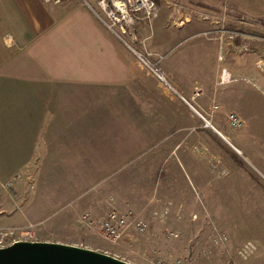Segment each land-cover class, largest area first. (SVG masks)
<instances>
[{
    "label": "rangeland",
    "instance_id": "rangeland-1",
    "mask_svg": "<svg viewBox=\"0 0 264 264\" xmlns=\"http://www.w3.org/2000/svg\"><path fill=\"white\" fill-rule=\"evenodd\" d=\"M153 1L158 8L181 11V15L175 13L176 20L172 19L174 28L188 20L191 36L187 40L195 77L212 79L216 54L212 46H205L207 42L224 44L228 56H253L264 74V0ZM134 47L141 49L138 44ZM148 52L150 62L162 74L158 65L161 57ZM222 58V67L217 66L216 87H220L217 97L225 98L223 104L206 96L198 78L187 79L191 85L187 95L164 77L242 155L205 128L187 105L191 130L169 127L164 128V133H157L153 126L157 118L137 116V105L142 108L155 101L143 102L142 97L138 101L135 90L109 93L110 101L101 100L104 92L96 96L99 101H65L66 112L79 105L80 109L110 110L117 117L106 118L112 123L110 130L103 135L97 132L95 136L102 139L95 141L94 149H74L71 146L78 143H70L68 137L62 157L14 164L21 159L16 152L23 150L17 146L23 139L8 142L10 148H0L9 156L4 155L3 160L12 162L0 165V232L18 234L31 230L35 242L93 249L133 264H264V168L249 159L246 131L242 127L231 129L226 122L227 115L233 113L231 107L237 105L244 113V122L253 130L264 132V95L251 86L254 80L248 82L247 76H237L238 72L230 70L227 57ZM223 70L228 75L224 83ZM249 83L251 91L243 88ZM63 94L72 93L64 90ZM124 112L126 118H120L118 114ZM106 119L100 120L103 123ZM173 136L185 142L186 150L184 157L179 158L180 170L172 177L164 171L172 163L167 166V160L175 158L173 152H152L160 140ZM255 143L264 154V140L256 138ZM113 209L146 222L147 230L142 234L129 230L116 243L104 240L98 226ZM170 232L177 237H169ZM215 234H225L227 243L215 246L211 241ZM248 245L251 250L246 251Z\"/></svg>",
    "mask_w": 264,
    "mask_h": 264
},
{
    "label": "crops",
    "instance_id": "crops-1",
    "mask_svg": "<svg viewBox=\"0 0 264 264\" xmlns=\"http://www.w3.org/2000/svg\"><path fill=\"white\" fill-rule=\"evenodd\" d=\"M84 1L95 6L98 0ZM169 10L158 8L151 25L140 24L137 35L140 40H145L147 51L161 57L157 61L162 75L188 95L191 85L187 79L195 77L192 75V49L187 40L191 36L188 34V20L174 28L172 19L176 20L175 13L181 15V11ZM205 46H212L216 54L212 79L195 78L199 79L209 99L224 103L225 98L217 97L220 87H216L217 66L222 67L219 64H222L224 56L226 61L229 60L233 73L247 76L248 82L254 80L251 86H256L264 95V74L260 73L257 59L253 56L241 58L236 54L228 56L224 44L207 42ZM251 86L249 83L243 88L249 91ZM64 90L71 91V96H64ZM125 90L126 93L135 90L138 101L141 97L143 102L155 101L151 106L146 104L140 108L137 105V116L157 118L153 125L157 133H164V128L169 127H172L170 130H191L192 118L187 106L157 83L81 0H68L60 5H45L40 0H0V134L11 135L0 136V148H10L8 142L23 139L17 145L23 150L16 152L21 159L14 164H33L40 162L38 159L62 157L64 141L68 137L71 138L70 143H78L71 146L74 149L96 148L95 141L99 138L101 141L102 136L97 138L95 135L97 132L102 135L108 133L112 123L106 118L117 117L116 114L110 110L80 109L79 105L66 112L64 102L99 101L96 96L101 92L105 93L101 100L110 101L113 92L123 93ZM82 92L84 96H81ZM106 95H109L108 99ZM230 110L238 115L246 131L249 159L263 169L264 154L255 140H264V132L253 130L248 122L245 123L244 113L237 105ZM251 114L249 109V116ZM118 115L126 118V112ZM101 118L106 120L102 123ZM69 119L72 121L70 126ZM91 124L93 126L89 127ZM107 138L110 139L109 136ZM178 138L173 136L166 141L165 138L160 140L152 152L153 155H170L173 152L176 159L167 160V166L170 161L172 163L164 171L172 177L180 170L182 163L179 158L184 157L183 150H186L185 142ZM4 155L9 158L0 150V165L12 163L3 160ZM184 164L188 163L184 160Z\"/></svg>",
    "mask_w": 264,
    "mask_h": 264
},
{
    "label": "built area",
    "instance_id": "built-area-1",
    "mask_svg": "<svg viewBox=\"0 0 264 264\" xmlns=\"http://www.w3.org/2000/svg\"><path fill=\"white\" fill-rule=\"evenodd\" d=\"M68 0H40L45 5H60ZM93 13L100 24L117 40L127 51H129L137 60V62L155 79H157L163 87L172 95L176 96L182 103L187 105L192 112L202 121L205 128L211 129L223 141H225L234 151V148L226 139L215 130L209 121H207L198 111H196L164 78L159 72L156 64L150 62L151 54L147 51L145 40H138L137 30L140 24L150 26L157 11L158 6L153 0H98L95 6L88 5L81 0ZM225 31L222 30L221 33ZM205 35V34H204ZM222 40V38H221ZM139 44L141 49H135L134 45ZM228 80L225 70L221 74V82ZM226 122L231 129H240L242 121L238 115L231 113L227 115ZM240 155V154H238ZM85 221L87 217L84 218ZM92 221H89L91 224ZM148 228L146 222L135 219L130 213L123 214L116 209L106 214L105 219L99 224L98 230L104 240L116 243L121 240L128 232L142 234ZM130 230V231H129ZM19 233L0 232V249L6 248L16 242H35L31 230L18 231ZM169 237H177L172 232ZM215 246L227 243L228 238L225 234H215L211 238ZM245 250H251V246L245 247ZM159 264H164L161 262Z\"/></svg>",
    "mask_w": 264,
    "mask_h": 264
},
{
    "label": "water",
    "instance_id": "water-1",
    "mask_svg": "<svg viewBox=\"0 0 264 264\" xmlns=\"http://www.w3.org/2000/svg\"><path fill=\"white\" fill-rule=\"evenodd\" d=\"M0 264H130L91 249L49 242H16L0 249Z\"/></svg>",
    "mask_w": 264,
    "mask_h": 264
}]
</instances>
